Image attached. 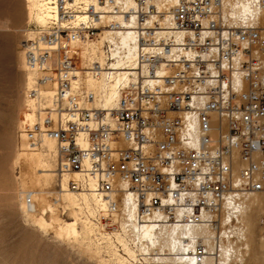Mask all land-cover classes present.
I'll return each instance as SVG.
<instances>
[{
  "label": "built area",
  "instance_id": "2783aa9c",
  "mask_svg": "<svg viewBox=\"0 0 264 264\" xmlns=\"http://www.w3.org/2000/svg\"><path fill=\"white\" fill-rule=\"evenodd\" d=\"M255 2L263 11L264 0ZM43 3L45 48L37 39L26 51L35 78L24 112L37 117L24 113L19 135L30 150L45 137L58 142L60 171L79 175L69 188L107 201L96 221L118 228L113 195L125 189L136 195L137 222L157 228L217 226L227 198L264 192V24H225L222 0ZM166 21L173 34L162 33ZM125 29L136 36L137 80L120 88L115 108L93 106L95 91L72 89L85 67L77 66L76 44ZM102 48L106 62L115 60L119 44L105 40ZM101 67L93 63L91 74ZM261 224L264 235V215ZM129 247L131 254L118 244L130 264H165L166 254L134 241ZM208 253L197 243L191 257L202 264Z\"/></svg>",
  "mask_w": 264,
  "mask_h": 264
},
{
  "label": "bare ground",
  "instance_id": "6f19581e",
  "mask_svg": "<svg viewBox=\"0 0 264 264\" xmlns=\"http://www.w3.org/2000/svg\"><path fill=\"white\" fill-rule=\"evenodd\" d=\"M26 1L28 2L30 21L41 29L38 31L39 33L47 31L50 27V13L45 10L43 0ZM157 6L163 9L158 1ZM165 9L169 10V8ZM77 15L78 20H84V14ZM165 16H167V20L169 14ZM221 16L227 25L264 24V10L262 11L258 7L255 0H222ZM165 24L167 29L162 33L173 34L170 24L167 21ZM105 40L119 44V49L113 52L115 60L111 63L106 62L102 49ZM38 46L45 48L41 39H38ZM78 48L85 67L78 69L77 78L72 82V89L77 91L92 89L96 92L97 97L91 105L107 109L115 108L118 105L120 88L129 86L131 82L137 80L136 69L139 67L135 32L131 29L118 32L104 31L98 43L91 39L84 40L76 44V49L78 50ZM22 61L24 63L22 67H26L28 70L23 57ZM96 62L102 66L98 77L92 75L89 69ZM27 75V87L30 88L34 84L35 73L28 70ZM24 113L31 121L37 117L35 112ZM45 143L48 144L50 152L44 153L39 150L30 151L27 149L16 156L23 181L40 184L48 183L53 179L55 173L52 159L58 161L59 145L56 140L47 137L43 139L42 146ZM22 146L26 148L24 143ZM55 146L57 148L53 152V156L52 151L55 150ZM241 165L240 160L236 159V172L241 168ZM70 176L79 177L76 173H62L61 190L56 195L59 202H62L65 207H69L73 221L61 220L56 215V207L52 204L53 200L50 203L48 199L49 193L43 194L41 197L31 193L32 204L28 207L25 202V210L41 229H47L51 225L43 216L38 217L32 212L34 209L49 210L52 219L58 223L57 226L52 224L56 227L51 226L55 235L63 240L74 238L80 243L81 250L86 254L97 256L105 251L114 259V262L116 261V264H130L119 253L116 241L123 246L128 254L132 253L129 241H134L159 254H166L165 264H195L191 257V251L197 243H202L209 251L202 264H244L245 261H248V264H264V236L259 235V222L264 213V192L246 193L240 195L235 201L227 198L223 203L217 226L211 223H201L157 228L151 222L143 224L137 222L136 195L131 190L125 189V191L113 195L118 206L114 214L115 221H119L120 225L111 233L106 231L104 224L92 220L93 216L96 218L98 210H107V201L93 193L70 189ZM119 184L126 188L124 182L119 181ZM78 224H81V229L78 228Z\"/></svg>",
  "mask_w": 264,
  "mask_h": 264
},
{
  "label": "rangeland",
  "instance_id": "374dc122",
  "mask_svg": "<svg viewBox=\"0 0 264 264\" xmlns=\"http://www.w3.org/2000/svg\"><path fill=\"white\" fill-rule=\"evenodd\" d=\"M27 7L26 0H0V264H116L105 251L97 256L86 254L74 238L63 240L57 237L53 227L58 223L52 219L49 210L34 209L32 212L38 217L43 216L51 226L56 225L47 229L36 225L25 210L28 195L32 193L41 197L49 193L48 199L50 203L53 200L56 215L64 221L74 220L69 207L59 202L56 195L61 190L63 173L60 171V158L58 157V161L52 159L55 173L53 179L40 184L23 181L16 162V156L27 151L22 146L23 140L19 135L28 88V70L22 67V57L26 64L25 56L30 42L37 40L41 34L38 32L41 29L30 21ZM91 40L98 43L100 36ZM77 66H83V58L77 60ZM56 148L57 146L52 155ZM38 150L50 152L47 143L30 151ZM72 178L75 177L70 176ZM27 206L30 207L28 204ZM263 215L264 213L261 218ZM92 220L95 221L94 216ZM115 222L119 228V221ZM259 227V235H263L261 221ZM78 228L81 229V224H78ZM115 228H107L106 231L112 233ZM116 244L118 249L117 241ZM119 253L122 254L121 251ZM247 262L244 264H248Z\"/></svg>",
  "mask_w": 264,
  "mask_h": 264
}]
</instances>
